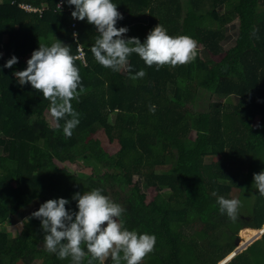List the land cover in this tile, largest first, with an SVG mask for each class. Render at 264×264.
<instances>
[{"label":"trees","instance_id":"trees-1","mask_svg":"<svg viewBox=\"0 0 264 264\" xmlns=\"http://www.w3.org/2000/svg\"><path fill=\"white\" fill-rule=\"evenodd\" d=\"M57 1L0 2V49L11 50L0 56V226L11 216L22 223L15 235L0 228V264L66 262L68 257L44 248L40 222L31 213L61 197L75 211L71 196L93 188L121 205L126 228L155 235L153 264H218L235 249L240 229L259 230L245 246L255 240L264 224V196L252 184L253 174L264 170V0H112L123 16L116 26H126L128 37L143 43L159 23L171 36L198 42L195 59L182 65L149 67L130 55L132 75L145 71L136 79L99 65L90 52L98 35L95 27L77 21V42L85 55L83 63L76 58L74 63L83 91L71 101L80 115L70 137L43 117L50 101L30 84L19 85L14 76L26 68L39 43L50 45L53 37L76 55L73 6L63 2L65 11L59 14ZM18 3L48 9L38 18ZM205 6L209 10L204 12ZM233 22L236 34L225 49L224 28ZM13 55L18 62L4 68ZM208 55L221 58L209 67ZM197 89L216 97L209 110L190 111ZM98 131L119 149L103 151L94 139ZM68 161H80L90 174H73L57 165ZM115 179L130 189L117 188L114 195ZM233 187L240 189L238 199L249 212L238 213L235 221L219 211L212 195L230 198ZM149 188L156 193L152 203L145 202ZM257 241L225 264H258L245 255ZM259 241L264 242V232ZM81 247L87 253L84 243ZM90 256H85L86 264ZM92 264L113 260L109 255Z\"/></svg>","mask_w":264,"mask_h":264},{"label":"clouds","instance_id":"clouds-1","mask_svg":"<svg viewBox=\"0 0 264 264\" xmlns=\"http://www.w3.org/2000/svg\"><path fill=\"white\" fill-rule=\"evenodd\" d=\"M63 2L73 6L70 16L76 23L86 21L95 27L98 35L90 47L95 61L112 71L126 72L132 79L145 76L144 69L132 75V66L129 64L132 54L138 55L149 67L154 64L157 67L166 64L182 65L192 61L197 55L196 40L187 35L171 36L159 23L148 32L143 43L138 37H128L126 34L129 29L126 26H116L123 16L112 0ZM76 35L73 33L74 37ZM77 44L82 49L83 46L78 42L76 46ZM4 53L2 47L0 56ZM80 55L85 54L81 51ZM17 62L18 58L13 55L3 67L11 68ZM14 76L19 85L30 84L32 89L50 101L49 113L55 126L62 127L63 134L70 137L72 130L79 124L80 115L72 107L71 101L78 99L83 91L79 68L75 66L71 48L54 37L50 45L39 43L38 49L26 61V68L15 72ZM61 120L64 121L62 126ZM252 180L257 192L264 196V170L253 174ZM212 195L216 196L219 211L235 221L241 201L215 192ZM71 201H75V211L66 208L70 200L61 197L45 201L38 210L31 213V217L40 222L44 233L43 246L47 251L55 253L61 259L70 257L72 264H81L87 254H91L88 264H92L93 260L103 261L109 255L113 264H121L122 261L124 264H141L146 254L152 251L155 235L126 228L121 219L124 209L104 195L102 189L93 188L82 194L74 193ZM239 238L240 242L241 237ZM82 243L86 245L87 253L81 247ZM245 247H235L234 250L239 253Z\"/></svg>","mask_w":264,"mask_h":264},{"label":"rangeland","instance_id":"rangeland-1","mask_svg":"<svg viewBox=\"0 0 264 264\" xmlns=\"http://www.w3.org/2000/svg\"><path fill=\"white\" fill-rule=\"evenodd\" d=\"M207 10H209V6H205L204 12L207 11ZM217 12L221 13V9H217ZM234 24L237 25L236 22ZM225 29H226V27L224 28V30ZM233 38L227 37V38H225L222 41V45L225 46L224 47L225 49H227V47H229L232 44ZM2 47H3V51L5 53L11 51L8 48H6L5 46H2ZM208 57H209L208 65H209V67H211L212 64H215L216 62H218L220 60L221 55H219V56L208 55ZM120 71H123V70H120ZM193 94L196 95L198 98L196 97L197 100H196L195 106L189 105V109H190L191 112H204V111L209 110V108H208L209 104L213 100H215V98H216L214 95H211L207 91L202 90V89L195 90V93H193ZM43 117L45 118V120L49 124V126L56 127L55 126V122H54V120L51 117L49 112H47V111L44 112L43 113ZM33 119L35 120L36 118L34 117ZM33 119L31 121H33ZM255 122H257V120ZM94 139L99 141L100 146L103 149V151H105L108 154H112V153L116 152L119 149V147L117 145V142L116 141L110 142L107 139V137L105 136V134L103 133V131H98L96 134H94ZM214 159H216V158H214ZM57 165L60 168L65 169V170H67V171H69L70 173H73V174L84 173V174H88L89 175L90 172H91V169L89 167L84 166L82 163H80V161H73V162L72 161H68V162H65L63 164L62 163H57ZM167 167L168 166L157 167V169H160V170L163 171L164 169H167ZM133 181H132V183H135ZM113 183L115 184V188L113 189V194L114 195H116V192L119 193V191L116 190L117 188H121V189H124V190L126 188L130 189V185L127 186L125 183L121 182V180L115 179V182H113ZM116 185L118 187H116ZM144 192H145V194H144L145 202L146 203H152L153 200H154V196L156 194L155 190L152 189V188H149V189L144 190ZM229 197L238 199L240 197V189L237 188V187H233L231 192H230V196ZM246 198H243V200H246ZM238 213L243 214V215H247L249 212L246 209V207L243 206L242 203H241V206H240V208L238 210ZM24 220H25V218L22 219V222ZM21 228H22V223L21 222H19L16 225H13V228L10 229L11 230L10 234L11 235H15L16 233H18L21 230ZM263 228H261V230ZM250 229L251 228H242V229H240L237 232V237L238 238L241 237V240H242V236L240 234L241 231H247V230H250ZM251 230H253V229H251ZM190 231H192V229H190L189 232ZM189 232H186V234L188 235ZM253 233H255V231L251 232V233H249V232L246 233V239H245L246 242L251 240V237H252ZM257 233H255L253 236L255 237L257 235ZM261 233H263V232H261ZM261 233L257 237L258 239L256 238L258 241L255 239V241H257V242H255L256 244H254L253 247H249V249L245 252V255L248 256L247 259L249 260V262H252V263L256 262L258 264H264V242L263 241H259V239H260L259 237H260ZM251 244H249L248 246H250ZM248 246L245 247V245L243 243H240V244L238 243L237 249H242L243 247H245L243 249V250H245V249L248 248ZM243 250H241V251H243ZM234 251L235 250H233L231 253H229L225 257V259L227 258L226 259L227 260L226 263L229 261V259H231L233 256H235V252ZM157 253H158L157 247L154 245L152 251L149 252L148 254H146V256L143 258V260L141 262L147 263V264H153L154 261L157 260ZM218 264H221V263H218Z\"/></svg>","mask_w":264,"mask_h":264},{"label":"built area","instance_id":"built-area-1","mask_svg":"<svg viewBox=\"0 0 264 264\" xmlns=\"http://www.w3.org/2000/svg\"><path fill=\"white\" fill-rule=\"evenodd\" d=\"M57 5H59V7ZM17 6L22 11H24L26 13L36 14L38 17H42V15L44 14V12L48 9L46 5L33 6L31 4H28V3H18ZM55 9H56V11L59 12V14H62L65 11L64 5H63V0H58L57 1L56 8ZM70 27H71V37H72V39L74 41H77V39H78V33L76 31L77 30L76 29V20H74L73 18H72ZM73 33H76L77 35L74 37L73 36ZM78 45L79 44H77V46H76L77 53L74 56V58L80 60L83 63L84 62V56H81L80 55V52L83 51V50Z\"/></svg>","mask_w":264,"mask_h":264},{"label":"crops","instance_id":"crops-1","mask_svg":"<svg viewBox=\"0 0 264 264\" xmlns=\"http://www.w3.org/2000/svg\"><path fill=\"white\" fill-rule=\"evenodd\" d=\"M1 1H2V0H0V2H1ZM235 28H236V25H235L234 23H232V24H230L229 26H227L226 29H225V30H227V31H226V35H227L228 37H230V38H233V37L235 36V34H236V30H235ZM233 34H234V35H233ZM19 221H20V220H19L18 218H15V217H13V216L8 217V219H7V223H5L4 225L0 226V228L3 227V228H5V229L7 230L8 233H10V231H11L10 229L13 228V225L18 224ZM259 238H260V237H259ZM257 239H258V238H257ZM257 239H256V240H257ZM84 261H85V257L82 259L81 264H86ZM34 264H41V263H40V260H37ZM63 264H72L71 258L68 257V260H66V262H64Z\"/></svg>","mask_w":264,"mask_h":264},{"label":"bare ground","instance_id":"bare-ground-1","mask_svg":"<svg viewBox=\"0 0 264 264\" xmlns=\"http://www.w3.org/2000/svg\"><path fill=\"white\" fill-rule=\"evenodd\" d=\"M260 230H261V229H260ZM258 231H259V230H255V233H257ZM247 232H249V231H241L240 234H241V236H242V240H241V242H239V244H240V243H243V244L246 243L245 239H246V233H247ZM253 232H254V231H253ZM262 232H264V228L262 229ZM249 233H251V232H249ZM255 233H253L252 235H254ZM255 237H256V236H255ZM226 259H227V258H226ZM229 260H230V259H229ZM226 261H227V260L223 259L222 262H221V264H225Z\"/></svg>","mask_w":264,"mask_h":264},{"label":"water","instance_id":"water-1","mask_svg":"<svg viewBox=\"0 0 264 264\" xmlns=\"http://www.w3.org/2000/svg\"><path fill=\"white\" fill-rule=\"evenodd\" d=\"M240 238H237V241H236V247L238 246V242H239ZM236 253V251H235Z\"/></svg>","mask_w":264,"mask_h":264}]
</instances>
